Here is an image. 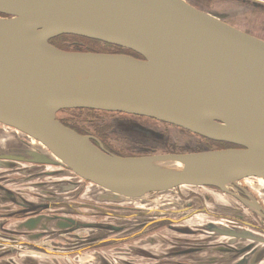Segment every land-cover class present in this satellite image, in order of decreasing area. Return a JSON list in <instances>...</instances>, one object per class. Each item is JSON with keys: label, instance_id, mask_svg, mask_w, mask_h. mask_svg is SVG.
Masks as SVG:
<instances>
[{"label": "water", "instance_id": "95a60500", "mask_svg": "<svg viewBox=\"0 0 264 264\" xmlns=\"http://www.w3.org/2000/svg\"><path fill=\"white\" fill-rule=\"evenodd\" d=\"M226 19L227 13L188 0H0V123L41 145L0 151V160L68 169L98 187L99 200L114 203L180 186L231 193L245 178L264 180V40ZM61 35L120 46L142 58L62 50L50 43ZM67 109L149 117L230 147L120 156L65 126L57 112ZM66 222L57 228L97 226ZM33 223H26L29 230ZM206 227L261 240L249 230Z\"/></svg>", "mask_w": 264, "mask_h": 264}, {"label": "rangeland", "instance_id": "374dc122", "mask_svg": "<svg viewBox=\"0 0 264 264\" xmlns=\"http://www.w3.org/2000/svg\"><path fill=\"white\" fill-rule=\"evenodd\" d=\"M190 3L195 5L196 7H199L201 9H208L212 11H217V12H222V13H227V19L226 22L230 23L231 25L246 31L250 34H253L261 39L264 40V7H257V6H252L250 3L245 2V0H188ZM264 4V2H262ZM68 43H76L77 45L80 44L84 48H95L98 50H106L109 51L111 50L110 47L105 46L103 43H93L89 41H84L83 39H76V40H71ZM94 49V50H95ZM121 115H117L114 113H108V112H103V111H88V110H73V109H67V110H62L57 112V118H65L68 117L69 119H72V123H75L77 127H81L85 129L86 131L89 132V134L93 137H95L99 142L103 143L104 147L106 149L113 150L114 152H119L121 154H127V155H134V150L135 148H130L127 146L128 142L125 141L127 139L129 141V136L131 132L126 131L125 128L123 129V134L121 132L114 131V127L112 122H116L117 119ZM89 118V119H88ZM141 123L147 124L149 123L154 124L150 120L145 121L144 119H138ZM159 127H162V125L158 124ZM112 128V129H111ZM154 128H156L154 126ZM158 128V127H157ZM122 131V130H121ZM180 129L178 128H169L168 131H166L165 138H167L168 141V146L165 147L166 144L162 145H153L154 142H147L144 139L136 137V134H133L134 140L137 142V144H140L141 146L147 147V146H155L157 148L156 151L162 152L166 149H171L175 152H183L185 150V140H187L188 137L192 138L191 134L184 135V133L180 134ZM185 132V131H184ZM158 134V133H157ZM157 134H147L149 135H156ZM139 135V134H138ZM194 140V138H192ZM159 140V139H156ZM139 141V142H138ZM205 144L201 146L200 150L203 147L211 146V141H205ZM176 144V147H175ZM40 143L36 142L35 140H31L29 137H27L25 134H23L20 131H17L15 128L8 127L6 125H3L0 123V151L1 152H7V153H16V152H23L24 150H38L40 148ZM165 147V148H163ZM137 154V153H135ZM5 163L4 161L0 160V177L4 175H8L6 179H0V182H5V184L9 185L7 186L8 188H12L13 191L11 193H15L17 189H20V180L21 179H28L22 177L21 173L26 174L25 176H38L39 178H46V180L38 179V182L44 181L48 182L49 177L45 174V171L50 173L51 171L55 170L54 166H49V165H34L33 163H27V162H10L7 161ZM62 168V167H61ZM60 169V173L62 174V177H71L70 171H64V169ZM44 170V172H41ZM64 172L65 175H64ZM21 175V176H20ZM58 176V177H61ZM8 180V181H7ZM29 179L27 180V183H29ZM241 184L247 186L249 189H251L254 194H256L260 199L261 202L264 204V180L259 179V178H245L243 180L239 181ZM32 183V182H31ZM91 185V183H90ZM87 187H83L84 192L91 191V190H86ZM16 189V190H15ZM15 190V191H14ZM97 190V189H96ZM1 192V191H0ZM82 191H78L75 195H70L67 198H72L71 201H76L77 196L82 198V200H86L87 203H85L84 206L79 205V204H73V208L69 207V202L66 200L65 203H62L61 205H51L52 207H56L58 210H60L63 213V217L55 215L54 217H61L67 221V218L70 216H75L77 223L76 225H80L83 222H88L94 221L95 220V215H100L101 220H104V222H109V221H115L118 222V220L122 221L125 219V224L127 227V224L130 226L131 224L142 223L146 220H148V216H159L160 214H166L167 216L170 217H175L174 211L178 210L179 207H181L182 202L179 201V199L186 198L187 200L191 196H196V194H201L205 198L202 199L203 203L204 201L208 202V210L213 211L214 209L222 212L226 210H231L232 212L237 213V216H242L246 213L245 217H249L251 221H253L256 225L260 226L258 229L256 228V231H253L256 235L260 236L261 238L264 239V223H261L259 218L254 215L253 211H245V210H233L232 208H226L225 206H232L230 204H233V206H237V203L229 197L227 194L214 190L211 188H201V187H192V186H180L175 189H172L171 191L166 192L165 194H153L150 193L149 195L144 196L141 199L137 200H124L120 201L118 203L110 202V203H100L97 202L96 199L98 198V194L96 192H93V199L95 201L89 202L88 201V194L84 193ZM6 193V192H5ZM28 193L31 195L32 192L28 191ZM252 193V192H251ZM52 193H49L51 195ZM73 196V197H72ZM6 197V196H5ZM14 197V196H13ZM19 201L26 203V201H23L19 196ZM29 199H33L32 197L27 196ZM181 197V198H178ZM12 199V198H10ZM15 200V198H13ZM12 199V200H13ZM65 201V200H64ZM169 201H173L174 205L173 206H167L166 203ZM198 203H201L200 201H197ZM0 203H3L0 201ZM72 203V202H71ZM186 204V202H185ZM216 204V205H215ZM218 204H223L222 206ZM18 205V204H17ZM25 209H27L25 212H32V211H38V208L36 209H30V206H25L23 205ZM217 207V208H215ZM22 208V207H21ZM160 208H164L165 210L169 209L168 211L162 210ZM19 210V208L17 209ZM32 210V211H31ZM42 210V208L40 209ZM51 210V209H50ZM215 211V210H214ZM47 212V211H46ZM197 213L190 218H185L178 220L174 222V226L172 227L173 230H176L177 232L173 231L172 229H169V222H162L158 224L159 230L157 231V235L163 234H170L172 237V240L175 242L178 237H181V239H185V242L194 240L196 237H198L200 241H211V238L209 236H206L204 238V234H207L206 232L209 231L207 228H204L206 226L207 222L210 221L212 218H210L209 213H200L199 212H193ZM192 213V214H193ZM29 215H33L30 213H27ZM26 215H14L11 219V221H16L19 220V218H23V216ZM94 216V217H92ZM137 217V218H135ZM131 218V221L126 220ZM146 218V219H145ZM117 219V220H116ZM85 220V221H82ZM221 220V219H220ZM219 221V220H218ZM75 225V226H76ZM13 226L14 228L15 225H10ZM74 226V225H72ZM252 227V226H251ZM105 228V227H104ZM239 230H244V228H236ZM246 229V228H245ZM248 229V228H247ZM103 230L101 229H94V228H85L83 230L79 228L72 229L70 231H62L58 229L59 232L56 234L59 235L60 240H54L52 236H49L46 238L44 244H37V247H33L31 245L25 244L29 240L33 239L31 236H29L28 240V234L17 235V239L13 240L15 242V246L21 250V252L24 251H30L29 249H34L40 251L39 247H44L46 249L51 250V254L57 253V255H62V256H68V255H82L85 252H94V251H100L103 246H118L120 239L119 237L113 236L112 239L109 241H105L101 244H97L94 246L88 245L86 247H76V242L77 240L82 239V236H95L91 235L90 233L94 231L97 233L98 231ZM185 230V233L184 231ZM250 230V229H249ZM172 231V232H171ZM251 231V230H250ZM74 233V234H68L67 233ZM142 232V231H141ZM183 232V233H182ZM252 232V231H251ZM133 233H130V235H127V237L131 236ZM149 234L143 233L142 236L138 238H131L132 240L126 241L122 247L126 248L129 250V253H126L127 255H131L129 257H139L141 258L142 262H145V264H156L157 260L155 261L154 259H160L161 257H166L164 253L170 252L171 250H165L166 245L163 247H158L161 244H157L156 246L152 247L149 243L147 246L143 243V247L141 251H135L134 252V247L136 246L137 242L141 238H146ZM168 234V235H169ZM144 235V236H143ZM147 235V236H146ZM77 236V237H76ZM133 236V235H132ZM184 236V237H182ZM117 237V238H116ZM155 237V236H154ZM151 237V238H154ZM77 239V240H75ZM169 239L167 240V242ZM71 244H67V243ZM73 245V246H71ZM168 246H171L170 244ZM220 244L218 245V247ZM255 249H254V255H253V260L252 262L255 264H264V241L258 242L257 244H254ZM63 247V248H62ZM72 247V248H70ZM70 248V249H68ZM75 248H79V251L75 254H71L74 252L73 251ZM230 249H233L231 251ZM127 250V251H128ZM42 251V250H41ZM226 251H231L233 254L232 256L235 257H240L242 256V253L236 248H228ZM256 251L259 252L258 255V260L257 258L255 259ZM18 251H15L12 253V255H9L12 257V260L7 261L5 257L2 259L3 256L0 255V264H25L23 260H21V252L17 253ZM82 252V253H81ZM80 253V254H79ZM106 254V253H104ZM110 256L114 254V252L110 251ZM58 255V256H59ZM80 255V256H81ZM251 258V256H250ZM68 260H71V257L69 258H59L57 259V264H74L72 261L67 262ZM53 261V260H52ZM56 262V260H54ZM52 264H54L52 262ZM85 264V261L83 262ZM139 264H142L139 262Z\"/></svg>", "mask_w": 264, "mask_h": 264}, {"label": "flooded vegetation", "instance_id": "af4514ba", "mask_svg": "<svg viewBox=\"0 0 264 264\" xmlns=\"http://www.w3.org/2000/svg\"><path fill=\"white\" fill-rule=\"evenodd\" d=\"M103 112H107V111H103ZM108 113H114L117 115H121V116H117L119 118L117 119L116 122H112V124H113L112 127H114V131L121 132L122 134H123L124 128L126 131L131 132L130 135L127 136L130 138L129 141L127 139H125V141L128 142V144H127L128 147H130L131 149L135 148L134 150H136V151H134L133 153L136 156H138V155L144 156L142 154L194 152V151H198L201 148V146H203L205 144L204 142L207 140L202 136H199L195 133H192L191 131H188V130L183 129L181 127H178V126H175V125H172L169 123H165V122L153 119V118L131 115V114H125V113H121V112H108ZM138 119H144L145 121L150 120L154 124H151V125L149 123L144 124V123H141ZM158 124L162 125V127H159ZM154 126L156 128H154ZM169 128L170 129L171 128H178L181 130L180 134H182V133H184V135H185V133H186V135L191 134L192 135L191 137L194 138V140H193L192 138L188 137L187 140H185V146H184L185 150L183 152H178V151L175 152L173 150L171 152V149H166L162 152H158V151H156L157 148L155 146H147V147L141 146L140 144H137V142L133 138L134 137L133 134H136V137H138V138L144 139L147 142H154L153 145L166 144L165 147H167L169 140H167V138H165V135H166L165 132L168 131ZM147 134H157L160 137H157L156 135L147 136ZM156 139H159V140H156ZM207 141H210V140H207ZM212 142H214V141H211V145H213ZM101 145L103 146V148L106 151H109L108 149H106L104 147L103 143H101ZM214 146H215V144H214ZM165 147H163V148H165ZM175 147H176V144H175ZM135 153H137V154H135ZM34 165H37V164H34ZM64 170L70 171L68 169H64ZM70 173L72 174L71 171H70ZM71 176H72V178H74L72 181L76 180L75 182L79 183V185H80L79 187H81V185H82V187H86V185L90 184V182H87V181L81 179L80 177H78L76 175H71ZM6 178L7 177L4 176L1 179H6ZM0 183H2V182H0ZM2 184H5V182L3 181ZM0 187H2L1 189H3V188L5 189V186H1V184H0ZM201 188H204V187H201ZM206 188H211L214 190L221 191V190L214 188V187H206ZM81 190H82V192H84L83 189H81ZM229 190L231 193H226L223 191H221V192H223V193L227 194L229 197H231L237 203V206H233V204H230L232 206L231 207L225 206L226 208H232L233 210L241 209L242 211L243 210H245V211L251 210L254 212V215L257 216V218H259L260 222L264 223V204H263V202H261V199L256 194H254V192L251 189H249L247 186L238 182L234 187L230 188ZM1 191H3V190H1ZM76 193H77L76 191L73 192V195H75ZM6 194L12 195L11 192H9V193L6 192ZM153 194H159V193H153ZM206 197L207 196L204 197L201 194H196V196L195 195L191 196V198L189 197L187 200H185L186 198L179 199V201L182 202V205H181V207L178 208V210L174 211L175 217H173V218L170 216H167L166 214H160L159 216H148L147 217L148 220H146L140 224L136 223V225L131 224L129 226L127 224V227L125 224V219H123L122 221L118 220V222H115L114 220L109 221V222L108 221L104 222V220L99 219L100 215L97 214V215H95V217L92 216L95 218V220L90 221V223L97 225L96 228H94V229L103 228V230L98 231L97 233L92 231L90 234L95 235L93 237L82 236L83 238L80 240L75 239V240H77V242H76L77 246L76 247H81V246L86 247L88 245H92L95 247V245L101 244L105 241H109L110 239H112L113 236H116L117 234H114V233L117 230L122 231L120 233V235H117V237L119 236V239H120L119 245H123L126 241L132 240L131 238H138V237L142 236L143 233L149 232L151 235H153L152 237L155 236V239H157V238L159 239V243L166 244V249H165L166 251L171 250L170 252L164 253V255H166L167 258L161 257L160 259H154L155 261L157 260L156 264H187V263H185V260L182 259L183 256L185 255V253L186 254L192 253V252L195 253L197 251L210 249V247L211 248L212 247L217 248V250H219V251L228 250L229 247H232V248H236L240 251L242 249L241 246L244 248L247 245L248 246L252 245L251 250L254 251V249H255L254 244H257L258 242L262 243V241H264L263 238H261L260 236L256 235L253 232V231H256L255 229L256 228L258 229L260 226L256 225L253 221H251L249 217H245L246 213L242 216H237V213L232 212L231 210H226V211L224 210V211L220 212V211L214 209L215 211L214 210L210 211V210H208L209 203L206 201H204V203H203V201H202L203 198H205V200H206ZM14 198H15V200L11 199V203H10V205L12 207H8L9 210H1V212L2 211H5V212H3L2 215L0 214V216L8 217V218L12 219V217L14 215H26L27 213H30L33 215H35V214H46V215H49L51 218H53L55 215L63 217V213L60 210L56 209V207H53V208H55L53 210L51 209V210L47 211V209L51 208V205H53L51 202L28 204V206H33L34 209L41 208V207H44V209L40 210L39 212H36V211L25 212L27 209L24 208L23 202L19 201V198L16 197L15 195H14ZM178 198H181V197H178ZM71 199L72 198H67V199H65V201H61V202L65 203L67 200L69 202L68 204H69L70 208H73L74 203L82 205V206H84L85 203H87L86 200L83 201L82 198L81 197L79 198L78 196L76 198V201H73V200L71 201ZM240 199H244L248 202H251V201L257 202L259 204V206L262 208V210L259 211L257 209H254L253 207H250L247 204H245ZM197 201H200L201 203H198ZM89 202H91V201L89 200ZM185 202H186V204H185ZM61 204H59V205H61ZM166 204H167V206H173L174 202L169 201ZM20 205H22V206H20ZM218 205L222 206L223 204H218ZM17 207L19 208V210H17L18 209ZM215 208H217V207H215ZM160 209L165 210L164 208H160ZM168 210L169 209H167L165 211H168ZM195 211L199 212V214L200 213H209V215L212 214V216H209V217L212 218L213 221H218L221 219L229 228H235V229L239 228V227H243L246 229L248 228L252 231V234L254 236H256V238L261 239V240L260 241L259 240H251L250 242H248V244H246V245L239 244V246H233V244L236 242L230 241V242H228L229 247H227L225 245L227 243L226 242V243H221L219 246L220 248H218L219 244L215 245V244H211L210 242H205V241L199 242V240L194 242V243L185 242V239H181V237H178L177 240H175V242H174L172 240L171 235H166L163 233L161 235H159V234L157 235V231L159 230V228H158L159 223L169 222L170 223L169 229H172V227L174 226V224H173L174 222L181 220V219H184V218H185V220H186V218H190L191 216L197 214V213H193ZM229 211H231V212H229ZM27 216H31V215L27 214ZM23 217H25V216H23ZM69 217L73 218V216H70V215H69ZM135 218H137V217H135ZM74 219H76V218H74ZM126 220L131 221V218L126 219ZM87 224H89V223H87ZM208 225H211V224H208ZM5 226H6L5 222L0 223V247H3L4 245H7L8 243H12L9 241L16 240L18 238L17 237L18 234H21V235L28 234V233L22 232L20 230L17 231V230H14L12 228H5ZM206 226H204V227H206ZM143 228H144V230L141 232V230ZM183 231L185 233V230H183ZM130 233H133L132 234L133 236L131 235V236L127 237V235H130ZM7 234H11L12 236L9 237V236H7ZM41 234L45 235L44 232L40 233V236H42ZM68 234H74V233L70 232V233H67V235ZM47 237H49V236L42 237L41 241H43V242H40V244H44ZM182 237H184V236H182ZM155 239H154V241H155ZM168 239H169V241L167 242ZM67 244H71V243L68 242ZM169 244L171 246H168ZM71 246H73V245H71ZM103 247H108V246H103ZM70 248H72V247H70ZM70 248H68V249H70ZM39 249H41L42 251H47V249L44 247H39ZM230 250L233 251V249H230ZM3 251H5V250H3ZM77 251H79V248H75L73 251H70V252H74L73 254H75V253H77ZM134 251H141V250L140 249H134ZM256 252H258V251H256ZM231 256H232V254H231ZM209 261H210L209 257H205V259L203 261L200 260L201 263L206 262V264H210Z\"/></svg>", "mask_w": 264, "mask_h": 264}, {"label": "crops", "instance_id": "0c3cea01", "mask_svg": "<svg viewBox=\"0 0 264 264\" xmlns=\"http://www.w3.org/2000/svg\"><path fill=\"white\" fill-rule=\"evenodd\" d=\"M257 1H261L264 2V0H257ZM49 166H53V165H49ZM57 167L55 168V170L51 171L50 173H48L47 171H45V174H49L47 175L49 177L48 182H44V181H39L38 179L42 180H46V178H39L38 176L34 177V176H25L26 174L21 173L22 177L24 178H28L29 183H27L28 179H21L20 180V189H15V193H12V195L14 194L16 197L19 196L23 201H26V203H45V202H51L53 204V206L61 204V201H64L65 199H67L68 196L73 195V192H78V191H82L81 189H83L82 185L81 187H79V183L75 182L76 180L72 181L74 178L71 177H62V174L60 173V169L61 167L58 166H54ZM61 169H65V168H61ZM65 171V170H64ZM41 172H44V170H42ZM66 172H64L65 175ZM6 177H8V175H4ZM4 176H1L0 179ZM21 176V175H20ZM61 176V177H58ZM8 181V180H7ZM3 183V182H2ZM1 184V186H5V190L0 192V200L3 201V203H0V214L2 215L3 212L1 210H9L8 207H12L10 205L11 203V199L8 197H5L6 193L5 192H11L13 191L12 188H8L7 184ZM86 190H91V191H87L84 192L86 194H88V201L90 200L95 201L93 199V192H96V194H98V198L96 199L97 202H100L102 204L104 203H110L108 201L105 200H99V195L102 193L98 187H96L95 185H93L91 183V185H86ZM97 189V190H96ZM28 191L32 192V194L30 195L28 193ZM49 193H52L51 195H49ZM13 195V196H14ZM27 196L32 197L33 199H29ZM6 198V199H5ZM23 203V204H26ZM22 206V205H20ZM18 208V207H17ZM55 209V208H49L47 209ZM57 209V208H56ZM47 217H50L49 215L46 214H35V215H31V216H26L23 218H20L19 220L16 221H11L10 218L8 217H3L0 216V223L5 222L6 226L5 228H12L13 226L10 225H15L14 230L17 231H22V232H26L28 233V240H29V236H31L33 239L29 240L28 242H26L25 244H29V245H35L37 246V244L42 240V237L44 236H52L54 238V240L59 241V235L56 234L58 231V226L61 224H67V222L61 218L62 220L59 219H47ZM77 218V217H76ZM66 219V218H65ZM67 219H71L74 221H78L76 219H74V217H69ZM29 220H33V230H29L31 229L30 227H28L26 225V223ZM85 221V220H82ZM83 223H88V222H83ZM91 224V223H90ZM208 224H212L215 225L217 227L223 228V229H235V228H229L222 220L219 221H213V219H211L210 221L207 222L206 225ZM206 228V227H204ZM242 228V227H239ZM60 230H62L60 228ZM173 230V229H172ZM239 230V229H237ZM243 230V229H242ZM244 230H249V229H245ZM64 231V230H62ZM175 232H177L176 230H173ZM250 231V230H249ZM45 233V235L40 236V233ZM122 231L118 230L115 231L114 234L120 235ZM172 232V231H171ZM251 232V231H250ZM207 234H204V238L206 236H209L211 238V241H205V242H210L211 244H221V243H226L225 245L227 247H229L228 242L233 241L236 242L233 244V246H239V244H243L246 245L248 244V242H250L251 240L248 239H238V238H232L229 236H223L220 235L218 233H215L213 231H207ZM252 233V232H251ZM38 234V235H37ZM169 234V233H168ZM166 234V235H168ZM148 235V236H147ZM146 238H141L136 246L134 247V249H142L143 247V243L147 246V244L149 243L152 247L156 246L159 243V239H155L151 238L153 235H151L150 233L147 234ZM170 235V234H169ZM206 235V236H205ZM7 236L11 237V234H7ZM144 236V235H143ZM119 237V236H118ZM155 239V241H154ZM198 237H196L194 240H190L187 242H191L194 243L196 241H198ZM12 243H8L7 245H4L3 247H0V255L3 256L2 259L5 257V259H7V261L12 260V257L9 255H12L13 252L18 251L17 253H20L21 250L19 248H17V246H15V242L13 241H9ZM200 242V240H199ZM245 243V244H244ZM161 245H159L158 247H163L166 244L164 243H159ZM157 247V246H156ZM247 246H245L244 248L241 246V248L245 249L247 248ZM220 248V247H218ZM231 248V247H230ZM36 249V248H34ZM34 249H29L30 251H22L21 252V260L24 261L25 264H52V262L54 264H57V259L59 258H69L71 257V260H68L67 262L69 263V261H72L74 264H83V262L85 261V264H145V262H142L141 258L139 257H129L131 255H127L126 253H129V250L122 247V245H118V246H108V247H103L101 248L100 251H94V252H85L84 254H80V255H66V256H62V255H57V253H53L51 254V250L47 249V251H38L34 250ZM5 250V251H3ZM128 250V251H127ZM110 251L114 252V254L112 256H110ZM135 252V251H134ZM82 253V252H81ZM106 253V254H104ZM253 251L252 250H248L247 252L243 253L242 256L240 257H235V256H231V254H233L231 251H226V250H222L219 251L217 250V248H211L210 249H206V250H202V251H197L195 253H185V255L183 256V260H185V263L187 264H206V262H200V260H204L205 257H209L210 258V264H237L241 259H243L246 255L251 256V258H249V261L247 262V264H255V262L253 263ZM73 254V253H71ZM78 254V253H77ZM53 260V261H52ZM56 260V262L54 261ZM258 260V258H257Z\"/></svg>", "mask_w": 264, "mask_h": 264}, {"label": "trees", "instance_id": "16d2710c", "mask_svg": "<svg viewBox=\"0 0 264 264\" xmlns=\"http://www.w3.org/2000/svg\"><path fill=\"white\" fill-rule=\"evenodd\" d=\"M76 39H83L84 41H89V42H93V43H103L105 46L110 47L111 50L106 51V50H98L95 48H84L82 47L80 44H76V43H68L71 40H76ZM50 43L53 44L54 46L62 49V50H66V51H81V52H103V53H124V54H129V55H133L135 57L138 58H142L139 54L129 50V49H125L122 48L120 46H116V45H111V44H107L98 40H93V39H89V38H84V37H80V36H75V35H61L57 38H54L52 40H50ZM95 49V50H94ZM73 110H88V111H97V110H90V109H73ZM62 111V110H60ZM59 111V112H60ZM65 126L72 128L73 130L77 131L80 134L83 135H90L88 131H86L83 128H79L77 127V125H75V123H72V119H69L68 117L65 118H58ZM89 119V118H88ZM96 145H98V143L96 141H93ZM213 145L211 146H207L210 149H223V148H227L230 147V145L226 144V143H222V142H212ZM215 144V146H214ZM111 153L120 155V156H136V155H127V154H121L119 152H114L113 150L108 149ZM200 150V149H199ZM198 150V151H199ZM142 155H152V154H142ZM140 156V155H138Z\"/></svg>", "mask_w": 264, "mask_h": 264}, {"label": "bare ground", "instance_id": "6f19581e", "mask_svg": "<svg viewBox=\"0 0 264 264\" xmlns=\"http://www.w3.org/2000/svg\"><path fill=\"white\" fill-rule=\"evenodd\" d=\"M9 127V126H8Z\"/></svg>", "mask_w": 264, "mask_h": 264}]
</instances>
